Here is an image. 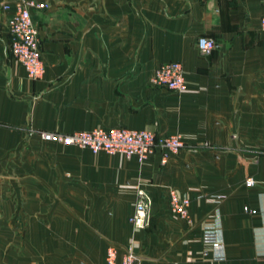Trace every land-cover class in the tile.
Returning a JSON list of instances; mask_svg holds the SVG:
<instances>
[{"label":"crops","instance_id":"obj_1","mask_svg":"<svg viewBox=\"0 0 264 264\" xmlns=\"http://www.w3.org/2000/svg\"><path fill=\"white\" fill-rule=\"evenodd\" d=\"M14 1L0 0V162L18 156L31 190L62 200L28 264H104L110 245L119 259L131 247L139 264H264V0H35L47 4L31 12L36 81L9 50L1 6ZM200 37L217 45L208 56ZM172 62L183 65V92L150 83ZM112 128L179 135L184 148L162 165L159 152L139 163L38 137ZM139 190L152 206L136 230ZM170 191L190 201V225L170 213ZM207 224L220 228L224 261L202 244Z\"/></svg>","mask_w":264,"mask_h":264},{"label":"built area","instance_id":"obj_2","mask_svg":"<svg viewBox=\"0 0 264 264\" xmlns=\"http://www.w3.org/2000/svg\"><path fill=\"white\" fill-rule=\"evenodd\" d=\"M5 12L11 11L8 19L9 50L14 61L20 65L30 80H39L44 73V65L40 57L39 33L33 23L31 12L44 10L46 3L35 0H15L11 5L7 2L1 6ZM260 30L264 33V17L259 20ZM196 48L200 55L208 56L217 45L213 39L200 37L196 40ZM150 83L153 87L163 88L172 92H183L186 88L183 65L179 62L167 63L159 66L153 73ZM38 137L45 143L61 146L77 147L89 150L93 154L100 152L108 155H121L126 159H136L144 162L149 156L160 153L161 164L178 154L184 148L183 139L179 135L160 136L148 130H132L128 128L93 129L72 133L40 132ZM264 151V147H263ZM247 186H253L255 182L248 178ZM169 211L173 216L183 220L187 225L191 224L188 208L190 201L185 197H179L170 191ZM137 202L128 223L136 230L149 226L152 200L143 190L137 192ZM207 202L219 203L222 196H200ZM245 212L255 214V211L244 208ZM202 244L212 250V261H224V244L220 228L213 224H207L201 237ZM104 264H139L137 256L131 247H128L120 259L118 250L110 245L106 249Z\"/></svg>","mask_w":264,"mask_h":264},{"label":"rangeland","instance_id":"obj_3","mask_svg":"<svg viewBox=\"0 0 264 264\" xmlns=\"http://www.w3.org/2000/svg\"><path fill=\"white\" fill-rule=\"evenodd\" d=\"M19 168L18 156H8L0 162V203L7 206L0 208V248L6 254L4 259L0 255V264L3 260L6 264H28L35 260L32 254L36 249L32 238L37 232L45 233L56 211L52 206L62 201L61 195L54 192L32 191L27 183L30 179L28 171L20 172ZM46 198L49 199L47 203ZM35 219L42 223L43 228L31 225ZM41 244L44 246L45 241Z\"/></svg>","mask_w":264,"mask_h":264}]
</instances>
